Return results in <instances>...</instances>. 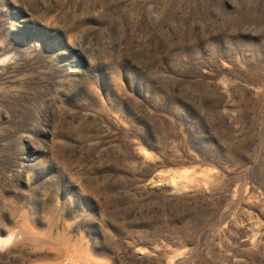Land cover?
<instances>
[{
  "label": "rangeland",
  "instance_id": "1",
  "mask_svg": "<svg viewBox=\"0 0 264 264\" xmlns=\"http://www.w3.org/2000/svg\"><path fill=\"white\" fill-rule=\"evenodd\" d=\"M0 264H264V0H0Z\"/></svg>",
  "mask_w": 264,
  "mask_h": 264
},
{
  "label": "clouds",
  "instance_id": "2",
  "mask_svg": "<svg viewBox=\"0 0 264 264\" xmlns=\"http://www.w3.org/2000/svg\"><path fill=\"white\" fill-rule=\"evenodd\" d=\"M7 62V57L0 59V64ZM23 237L15 230L9 231L6 235L0 236V253L8 251Z\"/></svg>",
  "mask_w": 264,
  "mask_h": 264
}]
</instances>
